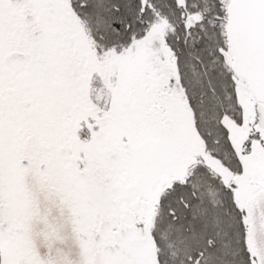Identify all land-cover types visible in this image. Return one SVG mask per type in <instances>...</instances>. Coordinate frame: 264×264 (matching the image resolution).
Returning <instances> with one entry per match:
<instances>
[{"label":"snow or ice","instance_id":"obj_1","mask_svg":"<svg viewBox=\"0 0 264 264\" xmlns=\"http://www.w3.org/2000/svg\"><path fill=\"white\" fill-rule=\"evenodd\" d=\"M0 264H264V0H0Z\"/></svg>","mask_w":264,"mask_h":264}]
</instances>
